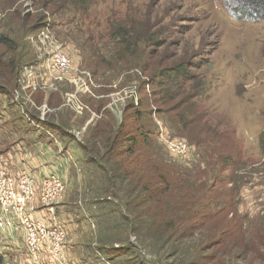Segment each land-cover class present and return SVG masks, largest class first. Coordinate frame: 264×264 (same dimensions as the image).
<instances>
[{"label":"rangeland","instance_id":"374dc122","mask_svg":"<svg viewBox=\"0 0 264 264\" xmlns=\"http://www.w3.org/2000/svg\"><path fill=\"white\" fill-rule=\"evenodd\" d=\"M250 11L261 13L260 17H250ZM46 25L75 68L91 77L86 79L90 92L95 83H114L110 113L90 123L88 131L81 129L80 118L85 114L77 113L76 103L81 92L88 97L91 93L52 80L45 68L47 57L38 60L44 50L37 35ZM1 36L13 44L10 49L0 45V77L5 71L3 62L16 56L20 59L14 82L18 85L9 96L0 95V112L6 102H23L24 94L33 90L32 84H19L24 68L33 67L29 83H35V88L48 87L32 95L35 106L29 107L36 111L46 90L56 93L52 107L46 106L44 116L36 115L34 126L56 122L63 130L56 132L57 138L73 141L78 152L84 153L83 145L92 150L89 157L84 153L89 185L79 199H74L79 188L66 192L64 203L71 197L76 203L69 219L60 223L67 231V241L82 237L84 245L89 243L87 264H264V11L255 8L252 0H0ZM178 65L183 66L185 76L177 82L161 76ZM158 83H179L180 96L166 104L158 102L154 97ZM60 85L72 87L73 93L62 95ZM187 108L194 117L184 130L179 115ZM109 119L116 130L123 124L129 137L153 144L148 154L153 166L180 182L187 177L191 184L194 180L203 183L209 189L204 199L206 214L220 210L222 214L206 227L184 235H179L182 227L179 233L172 235L170 230L168 237L159 240L148 233L159 227L150 228L147 223L136 225L138 233L131 237L122 214L140 199V213L155 204L146 201L147 192L140 194L134 188L139 174L131 180L117 175L114 185L106 182L100 168L107 163L103 160L105 145L97 148L90 140L95 127ZM157 120L169 137H182L194 146L189 164L170 158L159 140ZM257 124L263 131L259 145H252L247 130ZM238 128L245 131L237 132ZM64 130L73 136L65 137ZM235 134L244 139L238 143ZM92 159L98 164L91 163ZM128 159L123 156L118 161L125 164ZM150 172L155 175L153 169ZM202 172L205 176L195 177ZM153 177L144 182H157ZM189 190V197L185 190L176 193L186 211L195 206ZM217 222L221 226L214 229ZM231 227L233 237H220ZM3 233L0 254L4 264H36L27 256L22 238L11 251L3 246ZM239 238L241 246L234 245Z\"/></svg>","mask_w":264,"mask_h":264},{"label":"crops","instance_id":"0c3cea01","mask_svg":"<svg viewBox=\"0 0 264 264\" xmlns=\"http://www.w3.org/2000/svg\"><path fill=\"white\" fill-rule=\"evenodd\" d=\"M30 84H32L34 88L30 90V92L24 94L25 96L22 97L24 100L23 102L16 103V101L13 103V100H11L9 105L6 102L0 112V161L13 175H20L22 172L31 175L38 186L45 178L57 176L66 183L68 186L67 192L69 191L70 194L72 191L76 190V188L80 189V194L74 198L79 199L83 189H86L89 185L88 171L85 169L86 162H84L85 155L82 152H78L73 141L71 142L64 138L62 140L56 137V132L60 133L63 131L62 126L58 123H50L49 121H42L40 119L39 121H42V123L39 122L38 127L34 126L37 120L36 115L40 114V116H44L46 114V106L52 107L50 102L55 99L54 94L56 93H50L46 90V95H44L41 100L42 104L40 107H36V111H33V109L29 107L30 104L35 106L34 102L31 100L32 95H34L36 91L46 89L48 86L44 88L37 86V88H35V83H26V85ZM95 84L96 87L93 91H89L92 96L88 97L84 92H81L80 98L77 97L80 103L85 106L82 116L85 115L80 118L82 122L81 129L84 131H88L92 123L106 118V113H110V103L113 99L112 95L115 93L114 83ZM62 85H60L61 88L63 87ZM70 86L62 88V95L65 93H73V89ZM75 92L78 93L77 90L74 91V93ZM84 98L86 101H84ZM5 105L8 106L5 108ZM62 105H59V109L62 108ZM85 121L87 122L85 123ZM239 131H245V129L238 128L237 132ZM262 131L263 129H261L258 124L256 128L247 130L252 145H259ZM250 132L254 135H251ZM64 133L65 137L73 136V134L69 133L67 130H64ZM234 138H237L236 141L239 143L241 138L244 139V135L235 134ZM243 147L242 145V148ZM77 168L80 169L78 170ZM79 172H82L80 173L81 176ZM87 192L90 193V190H87ZM87 201L86 199V204ZM75 203L72 197L71 199H67L66 203L63 202L56 208L55 215L53 216L40 206L38 202H35L31 205L30 213L34 219H39L48 225L50 224L49 221L53 223L55 221L59 224L65 223L67 219H69L68 214L71 213V208ZM80 203L84 202L80 201ZM3 236L5 240L3 246L8 247L10 251L17 247V241L20 238L23 239L25 247V236L21 228L15 227V229H12L8 233H3ZM93 239L94 235H92V240ZM83 242L84 239L82 237L74 241H67L64 253L69 259V264H87L86 251L89 249V243L84 245ZM40 263L54 264L55 262L49 253L45 252Z\"/></svg>","mask_w":264,"mask_h":264},{"label":"trees","instance_id":"16d2710c","mask_svg":"<svg viewBox=\"0 0 264 264\" xmlns=\"http://www.w3.org/2000/svg\"><path fill=\"white\" fill-rule=\"evenodd\" d=\"M34 1L41 2L42 0ZM252 3L255 5V8H260L261 11H264V0H252ZM240 10L241 12L246 13L243 9L240 8ZM251 12L252 11L247 13ZM238 14L241 13L238 11ZM260 14L261 13L253 11L250 17L259 18ZM12 44L13 41L7 37H0V45L10 49ZM17 57L18 60H16ZM19 59L20 57L16 56L9 61L7 60L3 62V68L5 71L0 77V82H2L0 83V95L9 96L12 93L13 87L18 85H14V82L18 71ZM161 76L167 80L177 82L180 78L185 76V71L182 65H178L171 69L164 70L161 73ZM19 84L21 85V83ZM157 86L159 90L154 92V97L158 98V102L166 104L175 101L180 96L178 91L179 83H158ZM179 117L182 123V128L188 130L191 120L190 118L194 117L192 109H185L184 114L179 115ZM123 129H125V125L122 124L118 130H116L115 123L109 119L95 127L91 135L90 143L97 148L99 145H105L106 151L103 160L106 159L105 161H107V163H105L106 167L100 168L106 174V179H108L106 182L114 185L112 180L114 181L117 175L120 177L127 176V178L131 180L134 179L136 174H139L137 175V183H134V188L140 189V194L147 192L149 195H147L146 201L155 204L154 208L150 207L148 210H145V212L142 211L140 213L139 209H141L142 204V200L140 199L139 202L141 204L136 203L132 205V207L127 209L126 213L122 214L121 218L123 221L128 223L127 225H130L129 234H133L131 237H135L138 233V227L136 225L141 226L147 223H151L150 228L156 226L160 228L148 231L151 237L158 236L159 240L168 237V235L171 234L170 230H173L172 235L179 233L182 227H184V229L179 235H184L193 229L206 227L208 223L212 222L218 215L222 214V210L215 213V215L206 214V204L204 203V199L206 195H208L209 189L206 188L203 183L194 180L193 184H191V178L187 177L180 182L176 176H172L169 172L165 173L162 170H159L155 165L153 166L150 157L148 156L153 144L147 142L146 139L142 144L137 138L132 136L129 137L130 134L124 133ZM124 143L127 145L124 146ZM81 148L88 157L91 155L90 152H92V150L89 148V145H83ZM123 156L129 158L125 164L122 161H118L119 157ZM133 157H136V159H133ZM113 162L115 163L114 165ZM91 163L98 164L94 159H92ZM178 167L183 169V167ZM152 169L154 170L155 175L150 172ZM121 173L123 176H121ZM148 176L150 179L154 178L153 176H156L157 182L149 180L145 183L144 179L148 178ZM202 176H205L204 172L197 173L195 177L200 179ZM190 187L192 191L190 197L195 200V206L190 209V211H186V204L181 203L176 193L185 190L187 193L185 197H189ZM137 192H139V190H137ZM146 219L148 222L145 221ZM218 222L215 224L214 229L220 228L221 225ZM223 222L227 224L228 220L223 219ZM233 227L229 228L227 231H223L220 234V237H225V234H229L233 237L235 235V233L231 231L235 228ZM234 245L241 246L240 238L234 240ZM0 264H4V258L1 254Z\"/></svg>","mask_w":264,"mask_h":264},{"label":"built area","instance_id":"2783aa9c","mask_svg":"<svg viewBox=\"0 0 264 264\" xmlns=\"http://www.w3.org/2000/svg\"><path fill=\"white\" fill-rule=\"evenodd\" d=\"M37 37L44 50L38 60L44 61V57H47L45 68L52 80L90 91L86 79L88 81L91 77L75 68L70 56L62 50L61 44L51 33L49 25L42 28ZM31 70L33 67L24 68L21 84L29 83V78L33 76ZM69 96L72 101L71 95ZM134 99L137 100L136 97ZM84 110L85 106L78 101L77 113L82 115ZM157 122L160 126L159 140L170 158L179 164H189L193 160L194 146L182 137H169L163 124L159 120ZM66 192V183L57 176L45 178L38 186L31 175L26 172L13 175L0 161V231L8 233L15 227L21 228L25 236L26 254L36 264L41 262L45 252L49 253L56 264H69V259L64 253L67 244L66 229L55 221L53 226H49L39 219H34L30 213L31 205L38 202L54 216L56 208L64 202Z\"/></svg>","mask_w":264,"mask_h":264}]
</instances>
